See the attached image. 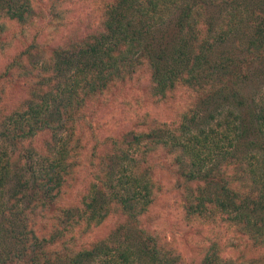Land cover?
<instances>
[{
	"label": "trees",
	"instance_id": "16d2710c",
	"mask_svg": "<svg viewBox=\"0 0 264 264\" xmlns=\"http://www.w3.org/2000/svg\"><path fill=\"white\" fill-rule=\"evenodd\" d=\"M37 1L0 0V264H264L252 258L264 244V0H95L98 20H69L53 43L36 21L92 0ZM128 86L154 108L177 90L195 101L173 132L100 138L98 116ZM159 149L202 245L191 263L143 228ZM205 221L247 257L203 240Z\"/></svg>",
	"mask_w": 264,
	"mask_h": 264
},
{
	"label": "rangeland",
	"instance_id": "374dc122",
	"mask_svg": "<svg viewBox=\"0 0 264 264\" xmlns=\"http://www.w3.org/2000/svg\"><path fill=\"white\" fill-rule=\"evenodd\" d=\"M44 2H46V0H38L36 3L42 6ZM97 8L98 3L95 0L79 1L75 4L63 3L61 5L62 19H57L53 22L36 21V25L42 33L41 40L43 43H53L54 40L59 42L62 41L68 31V27L74 25L70 24L68 22L69 20L78 18V20H82L86 24L93 23L98 20ZM29 32L28 30V33ZM145 78H147V76ZM134 88H136V86L125 87L124 97H120V100L114 103L112 112L106 116H104L103 113L98 116L96 123L98 125L97 131L100 138L104 139L105 137L113 135L118 138L126 128L135 130L134 128H136L137 125L138 128H140L139 131H142L143 129L149 128L152 124H157L158 126L167 124L170 125L169 132H173L178 128V122L181 116L189 110L195 101L194 97L185 96L186 92L183 90H177L173 93L175 95H173L171 99L161 103L157 108H154L155 105L151 104V102H147L146 104L144 102L142 103L138 97L137 91L136 93L134 92ZM261 88H264V84ZM96 123L95 126H97ZM40 143L41 141L37 139L33 146L40 147ZM151 166L153 167V178L160 185L161 192L151 210L146 215L147 217L143 228L155 232L158 236L163 235L166 238L165 242L183 256V261L185 263H191L192 260H197L203 254H199L200 251L197 249L202 245L198 246L199 240L194 236V227L190 226V228H188L185 226L179 209L175 205L180 199V196L179 190L176 188V179L178 178L173 174L174 165H172L169 156L159 149L152 154ZM81 180L82 179L78 182H72L70 186L69 182H67V185L62 187L66 193V202H75L74 196L80 189L79 184ZM112 217L117 219L120 216L113 215ZM205 222L206 228L203 231L207 230V232L203 240L211 241L217 237L221 240V246L219 245V247L223 255L230 256L234 260H240L242 256L247 257L248 251H246L245 248H236L231 239L225 237L224 234H219V228H215V224L211 225V222ZM106 227L107 225L103 224L98 228L100 231L98 233L100 235L106 232L108 233L111 228ZM201 227L202 226L198 227V229H201ZM256 257L258 258L257 260L264 262V244L258 247L257 252H254L252 258Z\"/></svg>",
	"mask_w": 264,
	"mask_h": 264
}]
</instances>
